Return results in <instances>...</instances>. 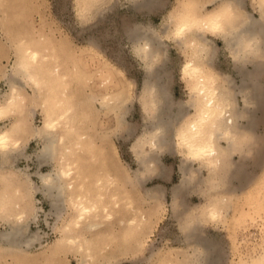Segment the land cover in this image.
<instances>
[{
  "label": "rangeland",
  "instance_id": "1",
  "mask_svg": "<svg viewBox=\"0 0 264 264\" xmlns=\"http://www.w3.org/2000/svg\"><path fill=\"white\" fill-rule=\"evenodd\" d=\"M193 1L199 15L226 2L156 0L152 5H136L132 0H102L92 5L88 12L83 0L0 2V93L10 90L5 77L17 60L19 41L42 38L65 44L66 50L60 54L64 66L81 62L92 73L90 84L76 85L77 102L92 91L113 93L119 85L127 91L126 108L118 110V114L122 112V121L116 119L114 112H95L88 121L90 129L87 132L98 146L106 149L104 157L100 158L104 162L109 159L110 171L120 170L119 187L112 189L111 194L117 196L121 210L113 209L114 200L111 199L109 209L114 212L113 218H101L99 221L103 225L86 233L91 244L94 243V258L77 246L70 248L60 244V239L66 235L64 228L71 219L72 210L66 205L61 217L53 214L50 201L37 192L32 201L38 210V218L31 220L32 216L28 215L23 233L27 241L33 235H39V238L31 245L25 243L16 249H5L0 245V264H264V64L258 70L253 87L255 98L250 90L244 97L239 71L242 65L236 63L232 49L222 35L211 36L213 59L205 67L216 75L224 89L229 90L231 86V92H236L231 99L234 111L240 112L239 126L234 130L238 143L230 151H224L216 172L195 162L191 163L195 171L183 173V156L174 133L184 118L194 115L190 106L193 82L182 73L189 50L186 43L165 35L174 27L173 20L178 19L180 12ZM261 5L264 7L263 0H243L242 8H236L245 17L249 14L264 23ZM142 31L159 36L163 41L164 53L157 61L165 63L162 71L167 72L160 81L163 94L158 98L162 105L168 103L173 114L169 142L163 148L160 146L154 162L147 157L142 160L137 147L140 138L152 130L150 113L143 103L147 67L135 52L133 38ZM90 51L96 52V57L91 58ZM259 56L264 61V53ZM104 63H110L117 71L110 82H106V76L100 72ZM22 91L33 99L30 87ZM39 100L35 99L29 107L30 113L34 111L31 120L35 126H41L44 119ZM14 119L15 116L0 119V128ZM221 143L227 146L226 142ZM39 146L35 138L26 140L22 145L25 156H21L15 166L29 167L34 176L32 179L41 185L35 175L39 169L36 157ZM87 157L92 156L87 154ZM49 169V166L42 168L44 172ZM10 170L15 171L8 168L2 172ZM101 173L104 174L105 169ZM3 186L0 183V194L5 192ZM213 203L223 207L217 220L211 219L207 212ZM128 204L130 207L126 208ZM142 214L148 220L142 231L131 237L130 230L120 222L132 218L141 220ZM10 223L15 224L13 220L0 217V233L9 230ZM96 242L98 245L95 246Z\"/></svg>",
  "mask_w": 264,
  "mask_h": 264
},
{
  "label": "bare ground",
  "instance_id": "2",
  "mask_svg": "<svg viewBox=\"0 0 264 264\" xmlns=\"http://www.w3.org/2000/svg\"><path fill=\"white\" fill-rule=\"evenodd\" d=\"M83 1L88 12L92 5L102 0ZM132 1L136 5H152L156 0ZM195 5L193 1L186 6L178 19L173 20L174 27L165 35L177 42L186 43L189 50V58L182 67V73L193 82L190 88V106L194 115L193 118H184L174 133L176 145L183 156L182 169L185 174L195 171L191 164L195 162L211 172H216L220 168L224 151H230L238 143L234 130L239 126L237 118L240 112L234 111V102L231 99L236 92H231V86L229 90L224 89L216 75L205 67L213 59L211 36L222 35L232 49L236 63L242 65L239 71L243 78L241 89L244 97L247 90L253 95L258 70L264 64L259 59V55L264 53V23L262 19L249 14L245 17L237 10L236 7L242 8L243 0H226L205 15H199ZM260 11L264 16L262 5ZM133 38L135 52L145 61L147 67L148 81L144 89L143 103L150 113L152 126V130L140 138L137 147L142 160L147 157L146 159L154 162L159 155L157 151L160 146L163 148L169 142L173 120L168 103L162 105L158 98L163 94L160 81L167 72L162 71L165 63L157 61L164 53L163 41L147 31H142ZM64 50L65 44L61 42L51 43L44 38L31 41L21 39L17 48V60L12 71L5 77L10 90L0 93V119L9 116H15V119L0 128V183H3L5 191L0 194V217L13 220L15 224L10 223L11 228L0 233V245L5 249H16L23 247L25 243L31 245L34 239L39 238V235H33L27 241L23 233V224L28 220V215L32 216L31 220L38 218V210L32 201L33 194L38 192L50 201L53 214L61 217L66 205L72 210L71 219L64 228L66 235L60 239V244L70 248L77 246L80 251L85 250V254L88 253L90 258H94V243L91 244L92 241L86 233H92L103 225L99 221L101 218H113L114 212L111 213L109 209L111 199L114 200L113 209L121 210L117 196L111 194L112 189L119 187L120 170L114 168V171H110L109 159L104 162L100 158L106 153V149L98 146L94 137L87 132L90 129L88 121L95 112H114L116 119L122 121V112L118 114V110L123 109L126 104L127 91L124 86L119 85L113 93L92 91L88 97L85 96L77 102L76 85L79 87L88 82L90 84L92 73L81 62L64 66L60 55ZM90 53L91 58L96 57V52ZM109 64H102L100 71L106 76V82L117 72ZM247 65L253 69H249ZM28 87L33 91L34 100L40 98L44 116L41 126L32 123L31 116L34 117V111L30 113L29 107L34 100L22 91ZM255 96L254 94L253 97ZM98 102L99 106H96ZM101 136L103 140L104 135ZM30 138H35L40 144L36 153L39 169L35 175L40 179L41 185L34 182L29 167L21 169L15 166L16 161L25 156L22 145ZM222 141L227 146H223ZM87 154L92 157H87ZM44 166H49L50 169L44 172ZM8 168L15 169L18 173L11 170L2 172ZM100 169H105V173H101ZM17 208L20 210L17 211ZM222 210L221 204L213 203L207 209L208 216L217 220L221 217ZM138 220L132 218L128 222H120L130 230L128 233L131 237L142 231L148 218L143 216Z\"/></svg>",
  "mask_w": 264,
  "mask_h": 264
}]
</instances>
